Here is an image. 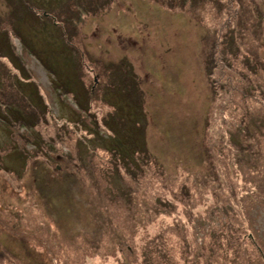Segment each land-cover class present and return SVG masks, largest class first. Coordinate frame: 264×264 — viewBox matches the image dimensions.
Returning <instances> with one entry per match:
<instances>
[{
    "label": "rangeland",
    "instance_id": "rangeland-1",
    "mask_svg": "<svg viewBox=\"0 0 264 264\" xmlns=\"http://www.w3.org/2000/svg\"><path fill=\"white\" fill-rule=\"evenodd\" d=\"M256 246L264 0H0V264H264Z\"/></svg>",
    "mask_w": 264,
    "mask_h": 264
},
{
    "label": "trees",
    "instance_id": "trees-1",
    "mask_svg": "<svg viewBox=\"0 0 264 264\" xmlns=\"http://www.w3.org/2000/svg\"><path fill=\"white\" fill-rule=\"evenodd\" d=\"M95 89V88H94ZM91 92V91H90ZM91 97V96H90ZM41 106H40V110L42 111V112H44V113H46L47 111V104L45 103V102H43V103H39ZM79 105V104H78ZM79 107V109H80V105L78 106ZM9 111H10V113L12 114V116L11 117H20V112L18 113V110H16V109H14V107H10L9 108ZM10 114V115H11ZM19 114V115H18ZM29 121H25V122H23V124H20V126L22 125V127H24V129L25 130H30V129H32V128H34L36 125H37V122L36 121H33L34 120V118H37L36 117V115H33V114H31V112H30V114H29ZM21 118H22V116H21ZM25 118V117H24ZM23 118V119H24ZM28 120V119H27ZM13 125H15V124H13ZM98 123L96 122V120H94V128H96V129H94V130H97L98 129ZM102 131V130H101ZM99 133V132H98ZM89 140H91V141H93V140H96V137L93 135V137L92 138H90ZM41 141V140H40ZM33 142H36V143H38V139H34L33 140ZM105 149H107V148H105ZM108 150V149H107ZM113 157H115V155H113ZM135 158V157H134ZM134 158H128L126 161H124V164H126L127 165V170L131 173V175L132 176H134V175H136V176H138V174H139V171H140V169H138V166H137V163H136V161L134 160ZM117 167V166H116ZM42 180H44V182H43V184L44 183H46V184H48V185H50L51 187H53L54 186V181H56V180H54L53 178H51L50 180L52 181V183H50L49 181H46L47 179H45V178H42V177H40V178H37L36 179V181H37V183H39L40 181H42ZM49 180V179H48ZM49 187V186H48ZM161 202V201H160ZM163 206H168V207H170L171 205H170V203L169 204H162ZM250 240L251 241H256V238L255 237H250ZM256 252H257V254H259V257H260V259H263L264 258V251L259 247V246H256ZM151 255H152V250H148V260L149 261H147V264L150 262V259H151Z\"/></svg>",
    "mask_w": 264,
    "mask_h": 264
}]
</instances>
